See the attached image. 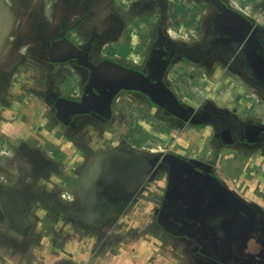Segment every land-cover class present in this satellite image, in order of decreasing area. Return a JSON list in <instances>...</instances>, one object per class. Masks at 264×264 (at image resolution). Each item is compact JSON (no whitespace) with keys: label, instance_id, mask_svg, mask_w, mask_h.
I'll use <instances>...</instances> for the list:
<instances>
[{"label":"flooded vegetation","instance_id":"flooded-vegetation-1","mask_svg":"<svg viewBox=\"0 0 264 264\" xmlns=\"http://www.w3.org/2000/svg\"><path fill=\"white\" fill-rule=\"evenodd\" d=\"M5 2L16 16L13 36L23 54V66L0 70V74L8 84L12 81L8 77L17 73L18 68L19 72L38 71L40 80L45 81L40 91L51 105L52 127L70 137V141H86L84 137L90 127L101 131L104 124L117 117L119 106L124 103L130 107L127 120L139 114L169 140L174 130L185 133V140L191 141L193 137L202 143L196 151L193 143L177 142L180 148L170 147L159 151L162 153L143 146V141L133 136L96 148L88 147L87 143L83 147L91 153L78 170L71 172L74 175L65 178L66 181L74 178L71 194L65 191L63 178L58 179L62 189L45 186L42 192L31 188L22 194L0 185L3 191L24 206L34 201V206L40 204V209L50 216H65L69 219L64 220L65 226L73 229L101 226L107 229L104 223L108 218L127 209L148 179L134 194H128L121 181L104 188L99 194L102 200L96 201L93 209L101 216L110 214L89 228L76 226L70 215L55 214L47 206L54 209L57 202L78 213L83 204L74 192L77 174L96 150L117 146L156 160L157 167L150 178L160 182L162 192L153 208L152 223L181 244L182 250L196 259L197 264H202V260L206 264H264V208L237 195L227 180L218 175L215 166L221 149L261 157L264 153V12L257 14L260 17L257 19L256 14L243 12L231 0ZM255 6L264 11V0L257 1ZM233 11L246 19V25L241 23L232 29L224 25ZM59 40H67L75 49L65 50L60 55L63 59L52 62L50 55ZM105 60L115 62L129 73L113 76L112 81L99 76L97 69ZM51 73L60 77L72 75L76 83L71 92H58L55 85L46 84L47 74ZM197 74L233 78L230 84H236V89H232H241L234 94L236 101L243 95L257 100L261 108L219 106L216 100L208 98L197 103L193 90L183 84L186 81L190 86ZM48 80L54 84L51 77ZM245 88L248 95L244 94ZM63 102H69L70 106ZM237 110L243 114L247 111L251 118L240 117ZM128 125L126 133L143 126L139 121ZM17 145L13 156L27 157L31 171L42 178L48 179L58 171L64 173L53 156L35 157L30 155L28 143L21 141ZM119 189L125 192L120 193ZM61 194L70 195L71 201L61 199ZM0 212L1 220L8 222L7 227L20 234L11 228L1 205ZM29 227L30 224L24 227L23 235ZM101 249L109 255V248Z\"/></svg>","mask_w":264,"mask_h":264},{"label":"rangeland","instance_id":"rangeland-1","mask_svg":"<svg viewBox=\"0 0 264 264\" xmlns=\"http://www.w3.org/2000/svg\"><path fill=\"white\" fill-rule=\"evenodd\" d=\"M257 1L259 0H231L234 6H238L243 12L251 16L256 14L257 19H259L260 17L257 14L264 11L255 9ZM23 64L25 63L23 62ZM17 66H23L22 62L20 61ZM5 75L7 77V73ZM49 77L53 79L54 84L48 80ZM8 78L12 81L6 84L4 76L0 74V151L15 153L18 149L15 148L18 146L17 143L24 141L31 146V148H28L31 149L29 150L30 155L42 156L47 159H51L49 155L53 156L59 170L63 169L64 173L58 174V171L57 174L48 175V179L42 178V176L31 171L32 168L26 163L31 164L29 159L26 161L25 158L27 157L19 155L20 159L16 156L9 159L0 156V185H3L6 189L21 191L22 194H27V191L31 188L42 192L44 187H48L49 184L51 185L50 189H62L63 186L58 185L59 182L57 181L63 178L65 191L71 194L74 178H67V181L65 178L70 177L72 171L78 170L83 161L86 160L87 155L91 153L90 149L85 150L83 147L87 143L88 147L96 148L129 140V137L133 136L143 141V146H148V148L157 150V152L170 150V147H173L172 149L180 148L177 142L187 145L189 142L193 143L192 148L196 151L201 147L202 141L200 139L196 140L191 137V141L190 139L185 140V133L178 134L174 130L171 133L174 136L169 140L166 134L157 131L156 127L151 125L149 119L139 116V114L134 116L133 119L127 120L130 107L128 105L125 107L124 103L119 106L117 117L104 124L101 131L90 127L87 137H84L86 141L84 140L83 143L79 140L70 141V137L64 136L60 130L52 127V109L46 101L47 99H45L47 98L45 97L46 94L40 91L45 81L40 80L39 72H19L18 68L17 73H12ZM232 79L223 76L209 78L197 74V78L190 86L186 81H183V84L193 90L197 103L208 98L216 100L219 106L230 108L234 106L239 107V109H246L248 105H251L253 108H261L257 100L243 95L242 98L236 101L234 94L241 89L238 87L239 90H233L236 89L234 88L236 84H230ZM75 83V78L72 75L60 77L54 73L47 74L46 84L55 85L59 88L58 92H71V88ZM34 88L39 89L35 90ZM178 91L180 92V89ZM7 92L8 94L11 93L7 95ZM244 94H249L247 88L244 89ZM24 107L31 110L30 113L35 117V121L38 120L40 124L34 126L31 114V116L17 118L18 112L20 110L21 112L24 111ZM236 113L244 119L251 118L250 113H247V111L243 114L237 110ZM136 121H139L143 126L140 129L134 127L133 130H128L126 133L127 128H129L128 123L131 122L133 125ZM45 130L47 135L50 134L51 140L45 141L44 145L41 146V141L44 140L40 132ZM20 134L29 137L23 138L24 140L17 138L16 136ZM258 156H254L251 152L235 154L232 151L221 149L218 155L219 160L216 161L215 166L218 169V175L227 180L229 187L234 189L233 191L237 195L263 209L264 153L262 157ZM81 157L82 161H80ZM2 176L5 180L2 179ZM159 184L160 182L154 180V178H149L144 189L138 192L127 209L117 216L108 218L104 223L107 229L104 228V230L102 226L93 227L89 230L73 229L68 225L64 226V220H69L65 216H50L40 209L42 208L40 204L37 207L34 206V201H29L28 216L31 223L27 233L19 236L6 225L5 233L7 235H5L8 238L7 241L12 250H15V252L20 250V264H26L24 255H28L30 252H25L23 248L28 242H30L29 246L32 245V250L30 249L31 253L27 264H82L78 261L79 259L82 260V255L87 258L86 264L88 262L92 263L93 258L96 259V263L101 261V264H197L196 259L190 258L182 250L181 244L167 233L157 229L152 223L153 208L162 192ZM1 215L0 212V219ZM64 231H70L71 234H74V237L71 236L72 242L69 241L68 245L65 244ZM80 236L85 238L86 243L82 247L81 245L79 247L76 243L73 247L72 243ZM16 240H19V242ZM93 240H96V242ZM17 244L19 249H17ZM102 247L109 248L107 251L109 255L106 256V253L102 252ZM189 252L191 251L189 250ZM76 253L78 254L75 256ZM63 255L65 257L67 255L69 258L65 260L62 258ZM202 264H206L205 260H202Z\"/></svg>","mask_w":264,"mask_h":264},{"label":"water","instance_id":"water-1","mask_svg":"<svg viewBox=\"0 0 264 264\" xmlns=\"http://www.w3.org/2000/svg\"><path fill=\"white\" fill-rule=\"evenodd\" d=\"M232 13V16L225 21V26L232 29L241 23L246 25V19L240 13L234 11ZM15 23L16 16L12 7L5 0H0V70H6L9 67L14 68L22 59L23 54L20 53V47L15 44L13 36ZM67 49L74 52L75 48L67 40L57 41L51 52L50 60L54 62L63 59L60 55H63V52ZM97 70L99 76L102 75L109 81L116 78L118 74L129 73L110 60H105ZM93 73L94 70L92 75ZM63 103L70 106L69 102ZM156 167L155 159L151 160L136 152L123 151L117 146L98 149L94 152L91 159L82 166L81 171L75 178L74 192L82 201V209L78 213H74L72 209L62 207L56 202V207L54 206V209H51L47 206L48 210L55 214L64 212L73 218L76 226L89 228L101 223L106 218V215L110 214L107 213L101 216L93 209L94 203L102 200L99 194L104 188H109L116 181H121L124 184V190L128 194H134L140 189L143 182L150 178L151 172L155 171ZM3 190L4 188L0 187V205L2 210L11 223V228L22 234L24 227L30 224L29 207L13 200ZM125 191L119 189L120 193Z\"/></svg>","mask_w":264,"mask_h":264},{"label":"crops","instance_id":"crops-1","mask_svg":"<svg viewBox=\"0 0 264 264\" xmlns=\"http://www.w3.org/2000/svg\"><path fill=\"white\" fill-rule=\"evenodd\" d=\"M33 109V108H32ZM34 109H35V107H34ZM23 110L24 111H22L21 112V110H20V112H18V119H20V117H23V116H28V115H32V117L33 118H31L32 119V121H33V123H34V126H36V125H38V124H40L39 123V121L37 120V121H35V117L33 116V114L32 113H30L31 112V110H29V108L28 107H24L23 108ZM19 111V110H18ZM30 115V116H31ZM37 128V127H36ZM26 132V131H25ZM44 132H46V133H44ZM41 131L40 132V135L41 136H43V140L44 141H41L42 143L40 144L41 146H43L44 145V142L46 141L47 142V140H51V136H50V134L49 135H47V131L45 130V131ZM16 136V135H15ZM34 136V135H33ZM17 138H27V137H29V136H27V137H25V135H18V136H16ZM50 138V139H49ZM2 179H4L5 180V178H3L2 177ZM5 220V219H4ZM7 221L5 220V221H2L1 219H0V264H20V262H19V260H20V253H19V251L20 250H18L17 252H15V250H12V248H11V246L9 245V243H8V238H7V233H5V227H6V225H7ZM61 226V225H60ZM65 226V225H64ZM72 228V227H71ZM65 233H64V235L66 236V238H65V244H67L68 245V242L69 241H71V236L72 237H74V234L72 233H70V231H64ZM6 234V235H5ZM9 236V235H8ZM19 236H21L20 234H19ZM10 237V236H9ZM16 238H18V237H16ZM28 239V238H27ZM17 242H19V240H16ZM72 242V241H71ZM76 243H78L77 245H79V247H80V245H81V247H82V245H84L86 242H85V238H81V236L79 237V238H77L76 240H75V242L74 243H72L73 244V247L75 246L74 244H76ZM9 246H8V245ZM29 244H30V242H28V244L26 245V246H24V250H25V252H30L31 253V251H30V249H31V246L32 245H30L29 246ZM17 249H19V245L17 244ZM32 250V249H31ZM29 253V254H30ZM80 253V252H79ZM29 254L28 255H24V258H25V263L27 264L28 263V259H29ZM78 253H76L75 254V256L77 255ZM88 253L86 252V255H87ZM80 255H82L81 253H80ZM75 256H73V257H75ZM86 256L85 255H82V260L81 259H79L78 261L79 262H82V264H86L85 262H86V260H87V258H85ZM88 257V256H87ZM62 258L63 259H65V260H67V258H69V257H67V255H66V257L63 255L62 256ZM101 260V259H100ZM77 261V262H78ZM101 261H99L98 263H96V259H94L93 258V261H92V263L91 262H88L89 264H101L100 263ZM24 263V262H23ZM87 263V264H88Z\"/></svg>","mask_w":264,"mask_h":264},{"label":"clouds","instance_id":"clouds-1","mask_svg":"<svg viewBox=\"0 0 264 264\" xmlns=\"http://www.w3.org/2000/svg\"><path fill=\"white\" fill-rule=\"evenodd\" d=\"M0 156L8 157L9 159H11L13 156V153L10 151H0ZM48 187L51 188V185L49 184ZM61 199L71 201L72 197L68 194H61Z\"/></svg>","mask_w":264,"mask_h":264},{"label":"trees","instance_id":"trees-1","mask_svg":"<svg viewBox=\"0 0 264 264\" xmlns=\"http://www.w3.org/2000/svg\"><path fill=\"white\" fill-rule=\"evenodd\" d=\"M181 11H183V7L181 6Z\"/></svg>","mask_w":264,"mask_h":264},{"label":"bare ground","instance_id":"bare-ground-1","mask_svg":"<svg viewBox=\"0 0 264 264\" xmlns=\"http://www.w3.org/2000/svg\"><path fill=\"white\" fill-rule=\"evenodd\" d=\"M26 17V16H25ZM24 18V17H23ZM27 22V21H26ZM24 32V31H23Z\"/></svg>","mask_w":264,"mask_h":264}]
</instances>
